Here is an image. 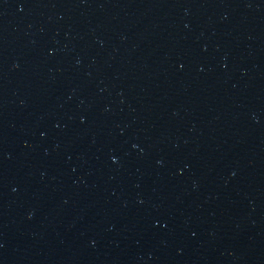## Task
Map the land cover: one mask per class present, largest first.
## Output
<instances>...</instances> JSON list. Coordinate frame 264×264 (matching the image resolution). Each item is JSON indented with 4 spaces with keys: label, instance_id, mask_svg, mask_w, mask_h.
I'll return each instance as SVG.
<instances>
[{
    "label": "water",
    "instance_id": "water-1",
    "mask_svg": "<svg viewBox=\"0 0 264 264\" xmlns=\"http://www.w3.org/2000/svg\"><path fill=\"white\" fill-rule=\"evenodd\" d=\"M0 264H264V0H0Z\"/></svg>",
    "mask_w": 264,
    "mask_h": 264
}]
</instances>
